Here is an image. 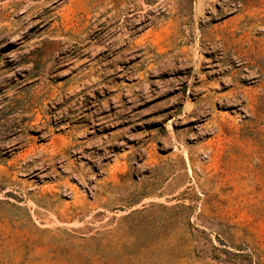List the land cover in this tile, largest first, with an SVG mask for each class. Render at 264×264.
<instances>
[{"label":"rangeland","instance_id":"1","mask_svg":"<svg viewBox=\"0 0 264 264\" xmlns=\"http://www.w3.org/2000/svg\"><path fill=\"white\" fill-rule=\"evenodd\" d=\"M0 264H264V0H0Z\"/></svg>","mask_w":264,"mask_h":264}]
</instances>
